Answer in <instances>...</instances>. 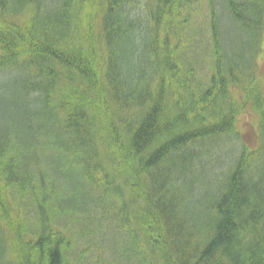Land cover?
Wrapping results in <instances>:
<instances>
[{"label": "trees", "instance_id": "trees-1", "mask_svg": "<svg viewBox=\"0 0 264 264\" xmlns=\"http://www.w3.org/2000/svg\"><path fill=\"white\" fill-rule=\"evenodd\" d=\"M199 1L99 0L80 46L96 1L0 0V264H264V113L240 147L232 97L261 104L264 0H205L210 46Z\"/></svg>", "mask_w": 264, "mask_h": 264}, {"label": "rangeland", "instance_id": "rangeland-1", "mask_svg": "<svg viewBox=\"0 0 264 264\" xmlns=\"http://www.w3.org/2000/svg\"><path fill=\"white\" fill-rule=\"evenodd\" d=\"M97 2V9H91V7L85 3L82 6V9L77 14V19L75 20V25L78 27V29L81 31V33L86 32L87 34L82 35L81 37H76L75 43L77 45H85L86 40H89L91 38H96L95 35H91L90 31L93 33H97V25H98V19H99V0H94ZM194 13L192 14L191 18V25L190 29L196 30L197 28L202 30V38L203 41L207 44L208 42V36H209V27H208V7L205 0H200L197 3V7L194 8ZM261 47L263 48L262 51L259 53L258 57L256 58V69H255V85L253 87H256L261 94L262 101H264V38L261 43ZM209 48H207L205 55L208 54ZM208 62L205 61L204 57L200 60V65H202V73L201 75L206 77L208 73V65L209 64V58L207 59ZM98 62L102 63V56H100ZM101 69V65H98ZM252 86H248L247 88H250ZM233 98L235 102H237L238 107V113L236 115L235 119V130L236 134H234V140L239 144L238 146L247 145V147L252 148L256 141H257V132L259 129V116L256 113L254 107L249 103H244L242 91H236L233 94ZM251 101L254 100V98L250 99ZM264 104V103H262ZM242 107V108H241ZM38 146V145H37ZM45 152H49L48 149L44 146H38L36 148V154L40 158L38 161L39 166L37 165V168L42 170L44 169V172L49 173V166L47 163L44 164V156ZM31 168H33L31 166ZM34 169V168H33ZM50 174V173H49ZM9 195L15 198H19L24 194V192H21V194L17 191L16 188H9L8 189ZM22 211H25L24 209ZM48 213L50 212V209L47 208ZM28 218V217H26ZM58 220H62V217L55 216ZM65 218V221L67 222V228L69 229V233L72 236L76 235L75 230V222L74 221H68ZM51 220V219H50ZM28 227H30L28 225ZM75 239V238H74ZM82 246V245H81ZM105 258L106 260H110L113 264V255L110 251H105ZM74 259L77 258L76 252L73 253ZM88 257V256H87ZM104 256L102 255V258ZM90 258V257H88ZM103 264V263H100Z\"/></svg>", "mask_w": 264, "mask_h": 264}]
</instances>
